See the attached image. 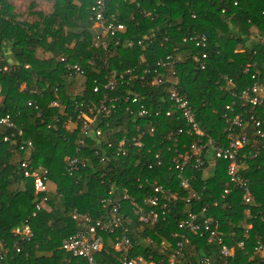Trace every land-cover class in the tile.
Returning a JSON list of instances; mask_svg holds the SVG:
<instances>
[{"label": "trees", "instance_id": "1", "mask_svg": "<svg viewBox=\"0 0 264 264\" xmlns=\"http://www.w3.org/2000/svg\"><path fill=\"white\" fill-rule=\"evenodd\" d=\"M140 6L125 0H111L107 4V16L126 26L120 34L122 39L132 40V46L113 45L107 38V49L91 44V21L89 6L92 0H53L48 12L36 9L34 0L28 4L27 15L20 18L9 0H0V116L10 113L18 127L24 131L25 139L32 141L30 154L32 165H42L48 170V191L36 193L33 180L24 175L9 144L3 140L7 129L0 126V239L6 242L8 254L0 264H84L61 249L64 238L80 228L73 218L75 212L89 213L94 218L105 216L108 209L101 199L114 190L120 199L127 189L137 202L143 195L153 193V183L171 189L178 199L170 202V212L153 225L143 224L132 212L129 201L124 202L122 212L130 217L121 228L127 229L133 240V254L147 257L152 254L155 262L165 259L170 249L160 252L161 241L174 244L175 232L185 234L190 242L186 246L187 256H208L213 264H258L259 255L254 247L257 241L264 242V149L253 159L246 156L241 160V174L249 180L255 199L249 216L241 199V191L230 187L223 195L227 181L226 162L215 161L212 171L205 168L188 167L185 175L198 194L191 196L190 189L180 186L176 171L170 168L171 154H165V139L170 131L186 129L178 114L140 118L127 112L120 104L108 115H100L96 123L102 128L100 138L84 137L77 130L65 126L66 116L50 105L55 94L66 111L75 115L74 101L85 106L97 105L104 95L109 98L136 92L150 112L161 108H172L168 100L170 87H178L188 99L199 126L219 141L225 135V105L231 103V91H240L251 85L250 74L243 67L247 62L254 64L264 83V0H140ZM236 2V3H235ZM141 9L152 11L145 17ZM224 10V12H222ZM151 38L150 43L139 45V39ZM206 36L205 45L200 41ZM197 36L196 40L192 37ZM146 39V40H148ZM182 54L173 69L165 72L163 84L149 85L150 77H143L144 70L153 69L158 59L167 54ZM204 58V67L193 60V55ZM4 65L8 66L5 71ZM73 65L82 67L83 82L79 92L71 94L67 81L74 77ZM127 69L139 74L129 83H120L117 90L106 89L111 70L125 72ZM160 69V68H159ZM127 77V76H126ZM230 80V81H229ZM97 87V91H94ZM55 88L57 89L55 91ZM36 89V92L34 90ZM31 100L36 105L27 106ZM234 112H241L245 119L250 115V106L237 104ZM264 119V112L258 111ZM149 120L155 130L142 138L143 146L136 151L131 146L127 155L115 156L123 136H138L135 125H147ZM246 130L250 144H256L253 124L247 121ZM180 145L189 146L196 139L180 135ZM83 139V144H79ZM159 144V142H162ZM111 144V146H108ZM163 153L160 164L155 153ZM108 156V158H106ZM66 157H77L80 163L69 174L65 166ZM101 158L106 159V164ZM46 196L47 204L35 210V203ZM215 203V204H214ZM218 221L224 236L222 242L205 244L197 234L178 227V220L186 212H201ZM35 211V215L32 213ZM27 222L32 237L22 244V250H12L13 230ZM251 227L246 231V226ZM139 229L140 235H134ZM114 234L102 233L104 246L97 255V264H119L117 254L111 249ZM150 237L152 242L145 240ZM242 242L239 246L238 243ZM225 244L233 251L227 263L218 258L219 248ZM164 262V260H163Z\"/></svg>", "mask_w": 264, "mask_h": 264}, {"label": "built area", "instance_id": "2", "mask_svg": "<svg viewBox=\"0 0 264 264\" xmlns=\"http://www.w3.org/2000/svg\"><path fill=\"white\" fill-rule=\"evenodd\" d=\"M82 1V0H78ZM111 0H92L89 6L90 21H91V44L95 46H102L104 50L107 49V38H113V45L115 49L117 46H132V40H124L120 37V34L126 31V26L114 19L113 14L110 17L107 16V4ZM128 2H134L137 6H140V0H125ZM236 3V2H235ZM142 14L145 17H152V11L148 9H141ZM224 12V10H222ZM197 36L192 37L196 40ZM148 35L145 39H139L137 43L143 45L150 43L151 38L148 40ZM257 39L261 42L264 41L263 35H257ZM206 36L202 35L200 41L202 45H205ZM197 42V40H196ZM182 54L176 53L175 55L167 54L164 58L157 60L153 69H147L143 71L141 75L143 77H150L149 85L156 87L159 84H163L165 72L173 69L176 62L182 60ZM204 58L206 53H202L201 57L193 55V60L200 64V68L204 67ZM72 70L74 75H82L83 70L79 65H73ZM160 68V69H159ZM3 70H7L8 66L4 65ZM243 71L245 74H250L253 80L251 85H248L235 92L231 91L233 100L231 103L225 105L224 120H225V135L219 138L217 141L215 138L206 133L199 126L194 111L190 108L188 99L181 93L180 89L176 86H172L169 89L168 100L171 103L172 108L162 110L158 108L154 114L150 112L152 103L148 105V108L142 103V98L136 92L126 91L124 94H117L111 98H107L104 95L103 99L99 101L97 105L85 106L81 101H74L73 108L75 115L69 114L66 109L67 105L62 104L57 94L55 98L51 100L50 105L59 109L61 115L66 116L65 126L70 131L77 130L82 136H93L100 138L103 134L102 128L96 123L100 115H108L115 110L120 104H124V108L131 114H136L140 118H149L150 116H159L164 112L165 116H171L178 114L186 124V129L177 128L176 131H170L165 135V139L172 140L170 144H164L165 154H171L169 159L170 168L176 171L177 177L180 181V186L183 189H190L191 196L196 197L198 194L194 191L190 185V179L185 175L188 167L193 168H205V165L209 160H213L214 163L217 160H224L226 162V176L227 181L223 190V195L228 194L230 187H237L241 191V199L246 205V214L249 216L250 207L255 205V199L249 187V180L241 174L242 164L241 160L246 156L251 159L257 157L264 149V119L258 118V111L264 112V83L259 76L258 68L247 62ZM127 76V77H126ZM139 74L134 73L133 70L127 69L125 72H117L111 70L108 74V81L105 85L106 89L117 90L120 83H129L133 79H137ZM230 81V80H229ZM57 89L55 88V91ZM94 91H97V87H94ZM36 92V89L34 90ZM248 105L250 106V115L248 119H245L241 112H234V106ZM27 106L37 105L31 101H27ZM15 117L10 113H5L0 116V126L7 129L9 133L5 134L3 140L9 144V149L12 155H14L20 168L23 170L24 175L32 178L33 186L36 193H45L48 191V170L42 165H32L30 163V154L33 150L32 141L25 139L24 131L18 127L15 122ZM251 121L253 124V130L256 137V144H250V138L246 130L247 121ZM151 121L147 122V125L142 126L135 125V130L139 132L138 136H123L118 141V148L112 152L113 155L121 156L127 155L128 148L133 146L136 151L143 146L142 138L146 134L154 133V126L151 125ZM185 133L192 136L196 141L192 142L189 146L186 144L180 145V135ZM79 144H83V139H79ZM163 143L159 142V144ZM111 146V144H108ZM210 154V155H209ZM155 158L158 159L157 163L160 164L164 159L163 153L156 152ZM210 156V158H209ZM108 158V156H106ZM67 164L65 166L66 171L69 174L76 170L77 164L80 160L77 157H66ZM103 164H106V159L101 158ZM214 165V164H213ZM114 190H110L108 195L101 199L103 207L108 209V213L105 216L94 218L89 213L75 212L73 218L78 221L80 228L74 233L68 235L62 240L61 249L73 257H78L83 260L84 264H97V255L101 252L104 246V238L102 233L114 234L119 230L120 234L115 235L111 242V249L117 254V261L119 264H213L212 260L208 257H200L197 259H190L187 256L186 246L190 240L185 234L173 233L171 237L177 238L174 244L168 240L161 241L159 247L160 252H166L165 249H170L165 259H161L160 262H155L152 258V254L147 257L141 254H133L134 244L131 236L127 234L126 228H121L122 225L130 220V217L122 212L123 204L129 201L132 205V212L137 217V220L143 224L153 225L160 219H164L170 212V202L177 201L178 196L171 191L170 188L161 184L153 183V193L144 194L141 201L137 202L132 197L127 189H125L118 199L115 197ZM48 198L41 196V198L35 203V210H39L47 204ZM215 204V203H214ZM206 207H203L201 212L188 211L184 218L178 220V227L184 231L197 234L203 238L205 244H211L215 241L222 242L224 236L223 231L220 229V225L217 220L210 215H203ZM35 215V211L32 213ZM251 227L250 224L246 226L247 230ZM134 235H140L139 229L134 230ZM32 230L27 222H25L19 228L13 230L14 241L12 243V250L20 252L22 250V244L29 241L32 237ZM149 243L152 242L150 237H146ZM239 246L242 242L238 243ZM9 247L6 242L0 239V262L7 256ZM254 250L258 258V264H264V242L257 241ZM233 251L225 244H222L219 248L218 258L224 262L232 258ZM164 260V262H163Z\"/></svg>", "mask_w": 264, "mask_h": 264}, {"label": "rangeland", "instance_id": "3", "mask_svg": "<svg viewBox=\"0 0 264 264\" xmlns=\"http://www.w3.org/2000/svg\"><path fill=\"white\" fill-rule=\"evenodd\" d=\"M11 2V4H13V6L15 7V12H18L20 15V18H31L32 16L27 14V10H28V4L30 3V1L32 0H9ZM34 2L37 5L36 9H42L45 12H48L49 10H51L52 8V4H53V0H34ZM81 76L79 75H75L74 77L70 78L67 81V88L69 93L71 94H75L76 92H79V88H81L83 82L81 80ZM209 167V165L207 166ZM207 169V168H206ZM206 172H208V170H205Z\"/></svg>", "mask_w": 264, "mask_h": 264}, {"label": "crops", "instance_id": "4", "mask_svg": "<svg viewBox=\"0 0 264 264\" xmlns=\"http://www.w3.org/2000/svg\"><path fill=\"white\" fill-rule=\"evenodd\" d=\"M209 158H210V156H209ZM213 164H214V161L209 160V167H207V169H205V170H208V172L205 171V174L210 173L212 171Z\"/></svg>", "mask_w": 264, "mask_h": 264}]
</instances>
